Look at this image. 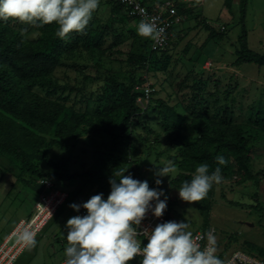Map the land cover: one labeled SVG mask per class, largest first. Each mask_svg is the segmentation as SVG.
Returning a JSON list of instances; mask_svg holds the SVG:
<instances>
[{"label": "rangeland", "instance_id": "1", "mask_svg": "<svg viewBox=\"0 0 264 264\" xmlns=\"http://www.w3.org/2000/svg\"><path fill=\"white\" fill-rule=\"evenodd\" d=\"M240 2L233 0L228 7L226 0H148L150 6L160 5L180 19L172 31L171 54L165 58L166 71H151L149 81L156 91L153 97L162 98L178 109L181 115H185V124L180 134L166 130L161 126L155 101L144 115L135 116L132 121V163L127 173L135 179L147 180L150 188H154L156 166L153 164L160 166L162 160L171 159L178 167L175 178L184 171L179 167L184 157L183 147L198 136L189 125L192 99L197 98L202 103L201 100L206 98L210 102V111L207 113L201 109L200 115L214 117V121L220 122L221 117L227 114L233 125L252 127L260 142L253 152L249 171L240 169L231 157L232 174L223 177L218 184L213 183L203 200L192 204L182 201L178 188L184 181L177 182L174 178L170 183L169 178H163L162 187L168 196L164 214L168 220L180 222L187 219L193 233L212 230L217 237V256L223 264L238 250L264 261V66L260 68L255 63H244L240 67L234 65L243 28L248 33L250 48L264 54V0H249L245 23L240 20ZM91 22L95 32L87 41L90 47L68 49L53 78L74 88L66 102L69 109L93 115L97 111L95 100L104 79L114 75L128 83L133 77L139 79L140 74L126 62L127 52L138 50V43L129 32L135 29L136 23L128 18L115 0H100ZM205 22L223 34V40H207L209 31L204 27ZM17 25L16 30L27 40L44 37L36 24L18 21ZM112 48L121 49L123 54L108 56ZM80 95L85 97L80 98ZM140 106L146 107L147 103ZM231 110L234 116L228 112ZM80 129L82 133L78 139L64 140L65 147L49 145L42 149L40 159L34 155L35 159L31 160L46 172V178L51 179L53 186L50 187L42 185V178L37 174L22 171L16 160L0 151V163L17 176L25 175L26 179V182L22 181L19 176V183L7 192L10 191L11 173L9 169L3 172L0 166V196L7 192L5 197H0V241L16 219L29 220L38 213L37 202L41 197L50 198L57 190L67 193L63 203L41 227L42 238L46 239L43 245L38 246H44L42 257L34 258L37 253L28 249L15 264L58 262L62 253L60 248L68 245L66 222L78 215L69 205L81 204L99 193L107 198L110 192L109 180L101 183L95 179L71 176L90 171L99 153H106L111 141L109 135L94 129L89 123ZM15 240L13 237L10 244ZM36 240L37 243L40 241Z\"/></svg>", "mask_w": 264, "mask_h": 264}, {"label": "trees", "instance_id": "2", "mask_svg": "<svg viewBox=\"0 0 264 264\" xmlns=\"http://www.w3.org/2000/svg\"><path fill=\"white\" fill-rule=\"evenodd\" d=\"M232 1L226 0V5L230 7ZM115 2L127 14L126 7L118 0ZM248 3L249 0L240 2L242 23H245ZM127 16L136 23L135 29H130L129 32L138 43V50H129L126 62L140 74V78L133 77L128 83L118 80L114 75L104 79L95 100L98 104L97 111L93 115L69 109L66 102L74 88L53 78L68 49L74 46L90 47L87 41L95 32L92 22L90 21L85 34L73 32L66 40L56 36L58 26L55 23L44 26L36 24L44 37L27 40L16 30L17 20L0 21V151L16 160L22 171L28 170L40 178H46V172L32 163L34 155H38L40 159L42 149L49 145L65 147L64 140L78 139L82 133L80 128L89 123L94 129L109 135L111 141L106 153H99V158L90 171L73 174L72 178L95 179L104 183L119 168H128L129 172L134 142L133 118L144 115L151 109L154 101L162 120L161 126L168 131L181 133L185 115H181L178 109L162 98L153 97L156 91L152 93L145 108L137 101L143 91L136 86L144 84L151 77V71H166L165 58L170 56L171 48L152 50L151 39L138 36L135 32L138 22L128 14ZM204 27L209 31L207 40H223V34L214 31L209 23L205 22ZM118 53L123 54V51L112 48L108 56ZM236 56V67L244 63H255L260 68L264 66V54L250 48L245 28L239 36ZM84 97L85 95H80V98ZM201 101L202 103L197 98L192 99L189 125L198 136L184 145V157L179 163L180 169L184 171L175 181L190 180L195 168L201 163H207L210 171H213L218 166L214 159L217 154L228 160L226 166H220L222 178L232 174L231 157L240 169L249 171L253 152L260 142L259 135L254 134L250 126L233 125L227 114L221 117L220 122L214 121V117L200 115L201 109L207 113L210 111V102L206 98ZM190 107L191 105L188 108ZM228 112L234 116V111ZM164 215L169 221L167 214ZM144 244H147V240H144ZM133 262L139 264V259L136 258Z\"/></svg>", "mask_w": 264, "mask_h": 264}, {"label": "clouds", "instance_id": "3", "mask_svg": "<svg viewBox=\"0 0 264 264\" xmlns=\"http://www.w3.org/2000/svg\"><path fill=\"white\" fill-rule=\"evenodd\" d=\"M99 5L100 0H0V21L17 20L39 26L55 23L56 36L66 40L73 32L86 33ZM136 31L138 36L153 41L161 39L163 33L154 18L141 19ZM214 159L218 166L213 171L207 163H201L191 179L178 188L182 201L192 204L203 200L213 183L221 181L220 166H226L228 160L221 154ZM153 165L156 166L154 188H150L147 180L126 175L128 168H119L109 178L107 198L99 193L86 202L69 205L77 213L84 209L86 214L75 215L66 222L68 245L64 249V264H130L136 258L139 264H223L216 255L214 232L209 230L205 234L207 243L201 246V238L194 237L187 219L166 221L151 230H141L149 213L163 217L168 207L163 178H169L171 183L178 173L171 159L162 160L160 166ZM141 236L143 240L139 239ZM17 242L31 250L37 244L35 233L26 228L18 235Z\"/></svg>", "mask_w": 264, "mask_h": 264}, {"label": "built area", "instance_id": "4", "mask_svg": "<svg viewBox=\"0 0 264 264\" xmlns=\"http://www.w3.org/2000/svg\"><path fill=\"white\" fill-rule=\"evenodd\" d=\"M123 4L127 9V14L135 19L138 23L141 19L154 18L158 28L163 29L162 38L153 41L151 40L152 50L162 51L169 47L170 39L172 36V30L176 23L180 21L179 18H176L174 15L169 14L162 6H150L148 0H118ZM138 90L143 91V95L139 96L137 101L139 104L144 103L148 104L151 94L154 92L153 83L149 81V78L142 85H137ZM144 107V106H143ZM145 108V107H144ZM40 183L46 187L53 186L51 179L42 178ZM67 193L55 191L50 198L41 197L37 202L39 208L38 213L29 220H22L19 223L18 229L13 233L12 237H16V240L13 244L9 245L5 243L0 247V264H10L13 261L21 248L22 244L17 242L18 235L24 230L29 229L33 231L36 235L40 231L43 224L52 216V214L57 210V208L63 203L66 199ZM78 214H86L84 209H81V212ZM167 221L165 215L161 218H156L149 213L145 220L142 222L140 228L141 230H151L158 223H164ZM208 231L198 230L193 233L194 237H200L199 243L201 246L207 243L205 234ZM143 240L144 236L139 237ZM144 243V241H143ZM218 251L216 252V255ZM66 259V258H65ZM64 264V261L61 263ZM225 264H264V261L259 258H254L241 250H238L231 254L226 260Z\"/></svg>", "mask_w": 264, "mask_h": 264}, {"label": "crops", "instance_id": "5", "mask_svg": "<svg viewBox=\"0 0 264 264\" xmlns=\"http://www.w3.org/2000/svg\"><path fill=\"white\" fill-rule=\"evenodd\" d=\"M0 166L2 167V171H3V172H7V169H9V171H10V173H11V174H10V181H11V182H10V183H11V185H10V191H7V192H11V190L14 189V188L16 187L17 183H19V176H20V174H18L19 176H17V173L12 172V170H11L10 168H8V167H7L5 164H3V163H0ZM3 172H2V173H3ZM23 176H24V177H23ZM23 176H20L21 178L24 179V180H23V179H21V180L26 182L25 175H23ZM25 186H26V184H25ZM7 192H5L4 195H6ZM4 195H3V196H0V197H5ZM22 220H24V218H22V219H20V220L16 219V220L14 221V223L12 224V226L7 228V231H6L7 234H6L5 237L0 241V247H1L2 245H4L5 243H8L9 245H11V244H10V241H11V239L13 238L12 235H13V233L18 229L19 223H20ZM43 227H44V226H43ZM41 232H42V228H41L40 231L37 232L36 235H35V236H36V239L38 238V240H40V241L37 243V246L33 247L31 250H28L27 247L23 246V247L21 248L20 252L18 253L17 257H16L13 261H11L10 264H15V263L18 261V259L21 258V256L23 255V253L26 252L27 250H28L29 252L37 253L36 256H34V258L37 257V256L42 257L44 246H40V247H38V246H39V245H43L44 242H46V239H45V238H42L43 235H42ZM41 242H42V243H41ZM40 243H41V244H40ZM53 248H55V246H53ZM60 249L62 250V253H61V256L58 257V258H60L59 261L56 262L55 264H61V263L65 260V256H64V249H65V248H64V246H62ZM52 253H53L54 255H56V253L54 252V250L52 251ZM39 263H40V262H39ZM40 264H45V263H40ZM131 264H134V262L132 261Z\"/></svg>", "mask_w": 264, "mask_h": 264}]
</instances>
